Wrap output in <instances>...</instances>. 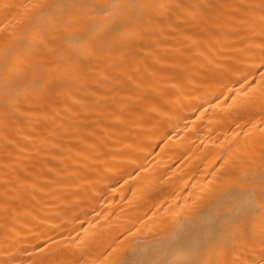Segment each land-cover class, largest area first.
<instances>
[{"label":"snow or ice","instance_id":"1","mask_svg":"<svg viewBox=\"0 0 264 264\" xmlns=\"http://www.w3.org/2000/svg\"><path fill=\"white\" fill-rule=\"evenodd\" d=\"M216 7L184 0H0V110L5 120L51 122L50 135H54L64 127L61 112L82 103L84 98H78L77 92L87 78L100 72L101 65L105 73L101 84L115 79L118 86L129 84L141 90L144 81L133 58L149 47L146 42L160 43L159 36L169 28L182 34L190 47L202 44L192 28L215 41L217 35L209 29L221 27V21L205 19L199 9L207 12ZM231 7L224 21L230 29L225 33L232 42L225 46L230 54L224 60L205 58L212 66L209 75L218 95L208 99V92L200 95L198 88L185 89L178 71L162 76L167 88H158L155 81L148 88L152 92L149 111L161 117L171 118L168 114L173 113L182 119L184 108H193L203 117L209 108L219 106L221 98L229 100L228 115L235 116L233 139L223 146L204 187L189 192L165 216L122 231L104 248L101 264H264V0ZM257 19L258 34L251 27ZM165 59L153 53V64L161 66V73L165 68L188 67L183 51H177L174 62ZM127 65H133L134 71L126 72ZM151 67L146 73L156 77L157 71H148ZM173 90L177 99L170 95ZM131 110L120 109L119 115ZM95 170L97 183L102 184L96 195L103 198L112 185L127 184L143 169L127 157L118 166L104 160L102 168ZM61 211L68 210H57L62 220ZM49 219L37 226L47 227ZM50 231L54 236L29 230L28 238H21L6 227L0 264H96L85 247L87 229L73 228L66 236L61 223Z\"/></svg>","mask_w":264,"mask_h":264},{"label":"bare ground","instance_id":"2","mask_svg":"<svg viewBox=\"0 0 264 264\" xmlns=\"http://www.w3.org/2000/svg\"><path fill=\"white\" fill-rule=\"evenodd\" d=\"M184 3L218 6L207 12L199 9L205 19L221 21V27L212 25L209 29L217 39L210 41L207 34L192 28L190 31L199 36L202 44L190 47L182 34L169 28L159 36L160 43L146 42L149 47L133 58L138 76L144 81L141 90L129 84L118 86L115 79L101 84L105 74L101 65L100 72L87 78L77 92L78 98H84L82 103L61 112L64 127L54 135H50L54 128L51 122L23 118L17 121L16 117L5 120L0 110V246L6 227L21 238H28L29 230L54 236L50 227L63 223L66 236L73 228L87 229L85 247L89 258L101 264L104 248L122 231L165 216L189 192L195 194L211 179L210 173L219 163L217 157L223 146L233 139L231 125L235 116L228 115L230 101L221 98L219 106L209 108L203 117L193 108L182 109V119L173 113L168 114L171 118L161 117L149 111L152 92L148 85L155 81L158 88H167L162 76L178 71L185 89L198 88L200 95L208 92L210 95L205 97L208 99L218 95L219 88L209 75L212 66L205 58L216 56L224 60L230 54V48L225 47L232 43L225 36L230 29L224 21L233 10L231 6L258 4L259 0H184ZM221 5L225 7L221 9ZM208 22L211 25V20ZM251 27L258 34L259 20ZM177 51L184 52L186 69L165 68L161 73V66L153 64V53L165 57L168 63L176 61ZM148 65H152L148 71H157L156 77L146 73ZM125 71H134L133 65H127ZM92 91L95 96H89ZM170 95L178 98L174 90ZM55 103L63 107L60 100ZM128 107L132 110L119 115L120 109ZM92 132L95 135L89 137ZM44 138L46 143L41 142ZM127 157L135 159L136 166L143 170L127 184L112 185L115 190L109 188L103 198H98L96 194L102 184L97 183L95 169L102 168L104 160L110 166H118ZM64 209L68 211L66 214L61 211V220L57 210ZM84 211L86 216L82 214ZM74 216L79 220L73 221ZM45 217H51L48 226L38 227ZM71 235L74 237L75 232Z\"/></svg>","mask_w":264,"mask_h":264}]
</instances>
